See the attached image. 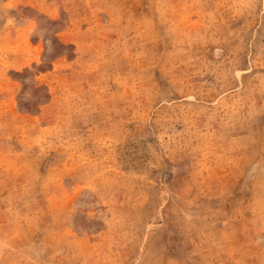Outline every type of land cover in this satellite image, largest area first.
Returning <instances> with one entry per match:
<instances>
[{"label": "rangeland", "instance_id": "obj_1", "mask_svg": "<svg viewBox=\"0 0 264 264\" xmlns=\"http://www.w3.org/2000/svg\"><path fill=\"white\" fill-rule=\"evenodd\" d=\"M0 264H264V0H0Z\"/></svg>", "mask_w": 264, "mask_h": 264}]
</instances>
